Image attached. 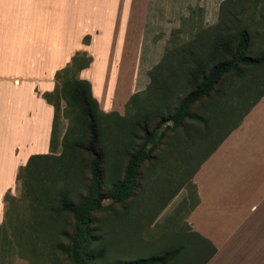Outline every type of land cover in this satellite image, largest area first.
I'll return each mask as SVG.
<instances>
[{"label": "crops", "instance_id": "obj_1", "mask_svg": "<svg viewBox=\"0 0 264 264\" xmlns=\"http://www.w3.org/2000/svg\"><path fill=\"white\" fill-rule=\"evenodd\" d=\"M224 1L218 0V9ZM158 3L0 0V225L7 200L19 195V169L30 156L50 153L53 108L43 96L54 92V75L69 68L74 58L87 59L77 78L89 84L102 114L122 117L130 98L139 97L148 86L139 77L140 66L144 53L149 59L155 50L147 36L157 20ZM200 6L203 9V1ZM154 57L160 61L167 56L159 52ZM164 152L173 156L187 153L182 147L165 148ZM168 159L160 169L148 161L136 178L138 194L133 191L128 197L140 199L145 184L153 189L146 243L154 254L119 260L160 257L168 252L171 256L164 264H262L264 96L212 141L187 177L179 179L181 168L173 157ZM163 168L172 177L156 187L152 183ZM126 214L134 222L147 216L135 205ZM157 225L160 227L150 232Z\"/></svg>", "mask_w": 264, "mask_h": 264}, {"label": "rangeland", "instance_id": "obj_2", "mask_svg": "<svg viewBox=\"0 0 264 264\" xmlns=\"http://www.w3.org/2000/svg\"><path fill=\"white\" fill-rule=\"evenodd\" d=\"M202 1L203 9L200 6ZM254 1L248 0L239 6L235 2L220 4L218 9V0H159L157 20L153 28H148L151 35L147 36V40L153 41L155 50L149 59L144 53L140 66L139 77L142 81L146 80L147 88L126 106L122 120L114 117L98 119L100 140L94 150L99 156L97 167L100 181L95 179L93 156L84 149L89 143L88 131L80 106L71 93V79L77 78V72L71 68L67 73L57 76L54 89L56 91L47 97L57 107L52 127L53 149L33 164L34 169L21 174L20 180L17 181L18 197L6 202V212L0 225V264H74L69 253L72 242L69 237L74 233L73 219L70 214H66L67 219H64L60 216L61 213L57 216V213L49 209L59 202V193L64 194L73 204H78L88 196V190L95 182H100L102 193L109 194L113 191L118 180L121 182L126 176L128 159L122 155L123 149L132 153L140 148L151 147L155 149L152 152L153 157L157 158L155 161L152 159V165L157 164L160 169L165 160L173 157L174 163L179 165L177 168L182 170L178 178L188 176L190 169L209 149L212 141L238 122L256 94L264 91V86L250 92L248 98L238 100L236 95L230 92L240 83L233 81L230 83L229 92L226 91L223 96L213 94L209 100L202 98L195 101L188 109V117L180 116V121L178 118L175 121L158 123L151 113L161 110L166 102L176 108L180 100L192 91L185 82L184 74L180 73L181 68L176 67L173 56L176 54V48L190 42L197 30L206 31L229 14L227 19L236 25V30L240 25L249 26L251 50L264 49V17L260 19L250 12ZM256 2L258 8L263 9L261 15L264 16V0ZM239 9L244 10L240 12ZM259 19L262 21L259 22ZM159 52L167 57L159 61L154 57ZM156 61L162 64L159 69H156L157 65L153 66ZM147 66L152 67L150 72H145ZM250 75L264 81V69ZM154 86L163 91L148 90V87ZM193 114L199 116V119L192 118ZM144 116H148L147 137L142 133ZM77 142H82L83 147H78ZM178 147H182L187 153L184 156H173L164 152L165 148L178 150ZM147 165L148 161L142 162L140 172L145 170ZM169 171L159 170L162 174L157 175L152 184L156 187L162 186L166 178L169 179L172 175ZM143 174L145 181L146 173ZM139 183L138 181L135 186L134 195L138 194L136 189ZM146 186L147 184L142 186L140 199L128 198L122 204H114L109 199L101 201L103 210L96 213L97 222L91 227L96 240L89 243L87 249H100L103 256L88 264H112L117 259H134L154 254L149 249L151 244L146 243V233L149 231L147 217L154 207L149 205L153 189ZM161 199L162 197L156 199L155 208ZM133 205L137 211L140 209L146 213L145 219H136L134 222L125 218L126 212L130 211ZM159 227L157 225L150 232ZM61 247L68 251H62ZM260 255L261 263L264 264V252Z\"/></svg>", "mask_w": 264, "mask_h": 264}, {"label": "trees", "instance_id": "obj_3", "mask_svg": "<svg viewBox=\"0 0 264 264\" xmlns=\"http://www.w3.org/2000/svg\"><path fill=\"white\" fill-rule=\"evenodd\" d=\"M246 1L248 0H225L223 4H232L235 2L237 6H239L241 3H246ZM256 1L258 0H255L254 3L251 4L250 12L256 14L261 19L264 17L261 15L263 9L261 10L258 8ZM239 10L240 12H243L242 10L244 9ZM227 16H229V14ZM227 16L221 20L219 19L220 22L218 25L209 28L206 31L202 30L199 34H196L190 42L176 48V54L173 56L174 63L176 64V67L181 68L180 73L184 74L186 77L185 82L188 87H191L192 91L188 92L187 95L180 100L176 108H173L172 105H169L166 102L161 110L153 111L151 114L155 116L158 123L175 121L178 118L180 121V116L181 118L188 117V109L195 101L202 100V98L209 100L213 94L223 96L226 91L229 90L230 83L233 81L240 83L230 92V94H235L238 100L248 98L250 92L264 86L263 80H258L254 75H250L255 71L264 69V49L252 51L251 36L248 30L249 26L240 25V28L236 30V25L231 24L230 20L227 19ZM260 19L258 20L259 22L262 21ZM262 19L264 21V18ZM87 62L88 60L83 57L74 58L69 68L62 69L55 74V80L57 76L60 77L67 73L71 68L77 72L84 67ZM161 66V63L158 64L156 69H159ZM71 81L72 96L80 106L83 121L86 123L88 131L87 137L89 143L84 149L92 154L95 179L100 181L101 177L97 167L99 156L94 150V147L100 140L98 119L100 117H114L115 119L122 120L123 118L114 113L109 115L102 114L98 110L95 100L90 95L89 84L84 80L74 77ZM148 90H152L153 92L163 91L160 87L158 88L155 86L152 88L148 87ZM164 90H166V87H164ZM55 91L56 90H54V92ZM261 96H264V91L262 90L259 91L254 99L247 105V108L240 118ZM47 97V95L43 96L47 103L53 108V127L57 107L54 106ZM136 98L137 95L132 96L128 101V105ZM198 117L199 116L195 114L192 115V118L194 119H199ZM143 118L144 128L142 133L144 137H147L149 136L146 124L148 116H144ZM76 145L80 148L83 147L82 142H77ZM52 149L53 140L51 132L50 152ZM152 150L153 148L151 147H148L147 149L140 148L132 153L127 149L122 150V155L126 156L128 159L125 167L126 176L122 178L121 182L118 180L114 190L109 194L101 192L100 182H95L88 190V196L81 199L78 204H73L68 201L64 194H58L59 197H57L59 198V202L55 207L50 208L49 211L57 213V216L61 213L62 215L60 216L64 219H67L66 214H70L73 219L74 233L69 237V240L72 241L69 253L74 264H88V262L102 258V250L99 249L93 251L87 249L88 244L96 240L92 234L91 227L92 224L94 225L97 222L95 218L96 213L103 210L101 201L103 199H109L114 204H122L123 201L131 196L135 189V182L139 175L140 165L144 161H150L153 159ZM42 157H44V155L30 156L25 165L19 169L16 180H20V176L23 172H27L32 168L34 169V167H32L33 164ZM61 249L62 251H68L66 248L61 247ZM169 256H171V254L165 252L160 257L128 261H121L118 259L112 264H164L165 259Z\"/></svg>", "mask_w": 264, "mask_h": 264}]
</instances>
